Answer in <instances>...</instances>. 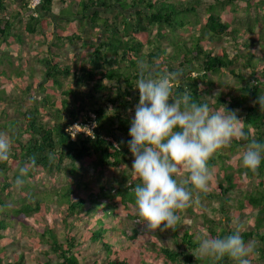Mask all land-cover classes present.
<instances>
[{"label": "trees", "instance_id": "1", "mask_svg": "<svg viewBox=\"0 0 264 264\" xmlns=\"http://www.w3.org/2000/svg\"><path fill=\"white\" fill-rule=\"evenodd\" d=\"M11 1L16 2L17 8L8 12ZM54 2L41 0L39 6L31 9L25 0H0V65L9 63L7 53L1 50L2 44L7 45L10 39L22 43L23 33L45 36L46 20L55 27L53 40L48 42L46 54L39 59L43 69L36 90L41 92V98L26 106L19 102L15 115L0 121V132L12 140L9 160L0 162V264H26L24 251L9 250L22 238L45 256L41 261V257L35 255L32 264H81L75 254L77 237L66 231L61 241L56 223L49 224L45 220V214L52 210V203L62 227L69 229L84 224L81 238L100 242L103 259L83 264H236L227 256L213 261L200 258L198 253L193 255L202 233L223 237L236 230L252 248L247 257L249 262L260 264L264 261V159L256 173L242 166L234 169L231 164H225L228 156L224 150L243 148V154L245 141L233 140L229 147L209 160V168L219 167L215 184L217 193L194 190V195L198 194L199 198L220 199L223 217L204 216L194 210L192 204L177 213L180 220L174 229L147 232L145 225L144 231L135 226L126 229L116 225L120 205L127 208L129 218L134 216L128 206L135 205L134 188L139 183L134 177L127 184L124 173L134 160L127 146L133 118L127 110L135 114L139 100V91L134 88L138 60L152 65L154 72L182 70V82L175 86L174 95L189 91L196 102L207 103L213 110L219 107L238 110L236 114L242 129L250 138L264 142V112L258 104L253 106V101L264 92V65L258 64L253 51L257 41L264 39V0H212L205 4L203 21L198 11L202 0H78L73 8L68 6L60 12L52 10ZM223 10L234 15L232 21L228 14L226 17L221 15ZM239 11L243 14H237ZM71 21L80 22V29L64 36L60 29L62 22ZM257 25L258 31L255 30ZM194 26L196 34L192 30ZM224 37H230L240 50L232 55L224 49L216 52L214 45ZM64 38L78 40L90 48L86 62L80 61L72 67L59 59V53L52 49L57 40ZM259 46L264 55V44ZM247 68H250L248 73L245 72ZM225 71L234 76L233 90L212 96L216 80H220L227 73ZM21 74L17 72V79ZM66 78H70V86L61 90L64 97L58 106L50 92L52 87L60 88ZM10 79L6 70L0 68V100L5 98L1 84ZM24 87V96L19 101L27 96L25 92L32 90L29 84ZM82 99L87 109L78 108ZM172 102L170 98L169 103ZM81 111H84L82 123L95 122L93 137L79 132L72 138L67 131ZM50 155L54 160L52 163L49 162ZM30 156L36 157V166L30 168L26 176L40 170L61 172L68 181L43 194H36L24 182L22 186L28 188V195L22 196L19 206L11 207L6 198L19 175L18 169ZM79 161L91 164L96 170L121 171L119 186L106 190L77 179L76 162ZM26 176L22 177L23 181ZM245 179H256V183L243 192L237 204H231L228 194L234 189L242 190L247 185ZM246 206L250 211H256L254 224L243 228V220H240L228 226L230 210L234 209L233 216L241 219L245 215L242 209ZM19 215L33 216L42 230L33 229L25 221L19 222L16 218ZM185 217L189 218L186 226L182 222ZM249 217L252 216H246ZM200 218L203 222L199 226L196 221ZM118 229L126 243H110L105 239L107 234ZM163 235L170 243L161 241ZM42 244H47V248L41 249Z\"/></svg>", "mask_w": 264, "mask_h": 264}, {"label": "clouds", "instance_id": "2", "mask_svg": "<svg viewBox=\"0 0 264 264\" xmlns=\"http://www.w3.org/2000/svg\"><path fill=\"white\" fill-rule=\"evenodd\" d=\"M183 75L179 69L154 72L153 66L143 59L137 61L134 88L139 91V100L130 121L131 139L127 146L134 157L131 174L139 180L134 188L135 214L147 232L175 228L180 220L177 213L199 202L194 190H209V160L233 140L247 142L241 157L245 169L256 173L264 159V142L250 138L242 129L238 110H213L207 103L196 102L189 91L174 95ZM256 104L264 112V92L253 101V106ZM11 151V138L0 132V162L8 161ZM49 162H54L51 155ZM35 166L36 157L30 156L18 169L14 181L17 188L24 183L22 177ZM181 171L186 178L178 180ZM251 251L236 230L223 237L202 233L193 255L198 253L200 258L213 261L227 256L236 264H250L247 257Z\"/></svg>", "mask_w": 264, "mask_h": 264}, {"label": "rangeland", "instance_id": "3", "mask_svg": "<svg viewBox=\"0 0 264 264\" xmlns=\"http://www.w3.org/2000/svg\"><path fill=\"white\" fill-rule=\"evenodd\" d=\"M11 5L8 7V12L15 11L16 10V2L11 1ZM78 0H55L52 10L54 12H60L61 9L71 6L73 8V5H76ZM203 4L199 7V17L200 20L203 21L206 17V13L204 11L205 4L212 2V0H202ZM264 13V10H263ZM227 10H223L221 12V15L223 17H226ZM231 14V13H230ZM228 14L227 17L229 20H233V14ZM237 14H243V11L237 12ZM109 16V15H108ZM47 24V27L44 31L45 36L35 35L31 36L27 33H23V42L18 43L16 40H12L9 43L2 44L1 50H3L5 53H7V59H9V63H3L0 65V68L5 69L7 75L10 76V81L2 83L1 86L4 87L5 98L3 100H0V121H3L5 119L10 118L12 115H15V108L19 104V102L23 105H29L34 102V100H38L41 98L42 94L39 90H36L37 81L41 79V71L43 69L39 59L46 54L47 51V44L49 41L53 40L52 32L55 30L54 24L50 22L49 20L45 21ZM64 24V25H63ZM79 25L81 23L77 21H71V22H62V28L61 33L64 36L70 35L72 32H78L79 31ZM190 30V29H189ZM193 32L197 33L196 26L193 27ZM255 30H259V25L255 27ZM90 31L88 32V34ZM94 35V33H92ZM240 40V39H239ZM259 44H264V39H260L257 41L255 47L253 48L254 56L256 59H258V64L263 66L264 65V55L260 51ZM168 48V47H167ZM241 47L236 48L234 46V43L232 42V39L230 37H224L223 40L217 42L214 45V50L220 51L224 49L228 54L232 55L236 52V50H240ZM55 50L57 53H59V59L72 67L77 66L80 61L86 62L89 56L90 48H88L86 45L82 44V42L75 40V41H69L68 39H62L57 40L55 47L52 49ZM170 51L171 49L168 48ZM2 52V51H1ZM17 72H21V77L17 79ZM227 72V71H225ZM245 72H250V68L245 69ZM220 80H216V85L211 91V95H215L220 93L221 91L226 92L233 90V86L235 85V79L234 76L230 73H226L225 75H222L220 77ZM26 84H29L32 88L31 91L25 92L27 96L22 98L19 101V98L24 96V86ZM50 86V85H49ZM70 86V78H66L62 82V86L60 88L58 87H52V90L50 92V95L53 96L54 101L56 102V105H60L61 98L64 97V95L61 94L62 89L69 88ZM35 90V92H34ZM68 99L70 96L67 97ZM85 99V98H84ZM84 99H82V102L78 105L79 109H87V105L85 106L83 104ZM222 109V108H218ZM128 114L131 117H134V113L130 111V109L127 110ZM84 114V111L79 112L77 118L75 121H72V123L80 121ZM91 116H93L92 113H89ZM84 121V120H83ZM243 148H236L234 151H230L225 149L224 153L227 154L228 158L225 164H231L232 167L235 169L237 166H242L241 164V157H242V150ZM76 166L78 168V173L76 174V178L79 180L85 181L88 185H93L94 188H105L106 190H112L116 189L120 182H121V171L118 172L116 169L107 168L103 170H96L91 164H85L81 161L76 162ZM131 166H127V168L124 169V173L127 174V178L125 182L127 184L131 183L134 176L131 174ZM210 171L212 173V179L209 184V190L207 192L212 191L213 193H217L218 190L215 187V184L218 181V171L219 167H211ZM242 178H245V176L242 174ZM130 177V179H129ZM178 179H185L186 174L181 171V173L177 176ZM132 178V179H131ZM246 180L247 185H245L242 190L241 189H234V191H231L228 196H230L229 201L231 204L235 205L237 204L238 199L242 198V194L245 190H250L253 185L256 183V179L253 180ZM68 181V177L61 173V172H47L44 170H40L38 172H33L30 176H26L24 179V182H26L29 186V189H32L33 192L36 194H43L55 187H58L65 182ZM24 184V183H23ZM241 190V191H240ZM198 191V190H197ZM28 188L27 187H19L17 188L15 184L11 187V194L10 196H7L6 200L7 203L11 207H17L20 205L22 201V196L28 195ZM219 201H221L218 198H199L198 203H193V208L198 213L203 214L204 216H208L209 218H216L223 217V210L220 209ZM222 205V204H221ZM52 210L48 211L45 214V220L49 224H53V221L56 223V232L58 235V238L63 241V236L66 233V231L73 233L78 240V245L75 247V254L81 264L84 262H90L93 259H103L104 253L102 246L99 241L91 242L90 240L82 239V232L84 231V224H79L78 226H75L73 228H64L61 226L60 218L56 215V210L54 208V204L51 205ZM128 209L134 214L132 218L128 217L127 214V208L120 205V208L117 209V214H119V219L117 222V226L121 228L129 229L130 227H136L139 230L144 231L145 227L143 223H138V217H136L135 214V205L129 204ZM234 209L230 210L229 216L231 217L230 222L228 223V226L235 225L238 221H242L241 224L243 228H247L248 226H251L253 223V217L256 211H250L249 207H244L242 209V213L245 215L242 216V218H236L233 216ZM247 215H251L252 217L246 218ZM19 222L25 221L31 226L33 229L42 230V226L38 225L36 223L35 218L33 216H22L19 215L16 217ZM109 219H107L108 221ZM110 222V221H109ZM182 222H184V225L189 224V218L185 217L182 219ZM202 219H198L196 221V224L200 226L202 224ZM123 235H119V229L110 232L106 235L105 239L108 240L110 243H119L123 242L126 243L124 240ZM164 236V235H163ZM162 242L164 243H170L169 238L167 236L162 237ZM30 243L25 239L22 238L21 241L17 244H13L9 247L10 251H24L25 253V261L26 264H32L34 260L35 255H39L41 257V261L45 260V256L41 253L37 252V248H33V246L29 245ZM47 244H42L41 249H46ZM10 258V256H9ZM147 262H152L151 260H147ZM250 264H253L250 262ZM260 264H264V261H260Z\"/></svg>", "mask_w": 264, "mask_h": 264}, {"label": "built area", "instance_id": "4", "mask_svg": "<svg viewBox=\"0 0 264 264\" xmlns=\"http://www.w3.org/2000/svg\"><path fill=\"white\" fill-rule=\"evenodd\" d=\"M27 2V6L31 9L39 6L41 0H25ZM35 15V14H34ZM93 118V116H91ZM95 126L94 120H90L89 122L82 123L81 121L70 124L67 127V131L70 133L72 138L79 132H83L87 136L93 137V127Z\"/></svg>", "mask_w": 264, "mask_h": 264}]
</instances>
